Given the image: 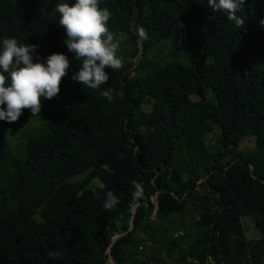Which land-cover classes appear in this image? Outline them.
Here are the masks:
<instances>
[{"label": "trees", "instance_id": "trees-1", "mask_svg": "<svg viewBox=\"0 0 264 264\" xmlns=\"http://www.w3.org/2000/svg\"><path fill=\"white\" fill-rule=\"evenodd\" d=\"M207 2L101 0L109 29L124 34V68L106 69L93 90L71 79L81 62L55 11L76 0H0V47L14 37L38 45L41 62L53 53L71 61L39 115L0 121V264H165L174 248L177 264H264V0H245L239 28ZM157 46L169 58H148ZM109 88L123 98L102 97ZM42 116L46 132L24 135V156L11 151L2 126ZM109 190L119 199L111 211ZM189 204L200 212L196 231L170 237L165 224L182 232ZM246 216L258 238L246 235Z\"/></svg>", "mask_w": 264, "mask_h": 264}, {"label": "clouds", "instance_id": "clouds-1", "mask_svg": "<svg viewBox=\"0 0 264 264\" xmlns=\"http://www.w3.org/2000/svg\"><path fill=\"white\" fill-rule=\"evenodd\" d=\"M244 3L245 0H208L207 6L214 12L225 13L227 19L239 28L245 24L244 19L237 15ZM100 4L101 0H76L71 6L58 3L55 9L59 13V25L67 34V49L81 62L71 79L93 90L108 82L109 72L106 69L119 71L124 68V61L118 55L124 34L109 29L112 13L106 7L101 8ZM138 33L140 38H148L142 27ZM37 50L38 45L20 44L14 37L3 39L0 47V121L17 122L26 109L31 111L32 116L39 115L43 101L60 93L62 82L69 75L70 58L64 53H53L46 58V62H41ZM100 95L111 102L117 97L123 98L124 93L109 88L101 91ZM120 158H124L123 154ZM102 167L115 175L110 165ZM132 186L135 190L131 195L134 200H139L143 196V186L136 180L132 181ZM89 187L92 188V185ZM98 187L104 189L105 185L100 183ZM105 196L103 207L111 211L119 204V199L110 190ZM61 255L56 250L49 252L52 259Z\"/></svg>", "mask_w": 264, "mask_h": 264}, {"label": "rangeland", "instance_id": "rangeland-1", "mask_svg": "<svg viewBox=\"0 0 264 264\" xmlns=\"http://www.w3.org/2000/svg\"><path fill=\"white\" fill-rule=\"evenodd\" d=\"M167 47L166 46H157L148 55V58H154V56H157L159 53L162 54L164 58H169L167 56L166 52ZM33 120H29V123H24L20 125H4L2 126V132L8 136L9 138V148L11 151L16 153L17 155L24 156L26 153L25 148V140L24 135H32V136H38L44 132H46L47 129V119L45 116H42L38 119L35 117L32 118ZM214 129H217L215 125H213ZM208 142L210 144V147L212 149H216L218 147V141H216V138L212 132H210L207 135ZM251 142L247 141L242 144V147L250 146ZM185 214L187 215V227L182 230V232H176L174 230V227H167V224H165L166 228V234L170 237H175L183 232H195L196 231V224L194 221L199 217L200 212L194 208L192 204L188 205V208L186 209ZM193 217V218H192ZM242 222L244 224L245 233L248 236L249 239H255L258 238L259 234L257 229L254 227L253 219L250 216H246L242 218ZM146 237V236H145ZM192 242L191 237H187L186 242L182 245L181 249H184L187 245H189ZM143 246L140 247V249H143L147 251L146 253H149L150 248L148 249L146 246L141 244ZM162 247L167 251L169 250V240H166L162 243ZM164 250V252H165ZM178 254L179 249L174 248L170 254V258L166 260L165 264H177L178 263Z\"/></svg>", "mask_w": 264, "mask_h": 264}, {"label": "water", "instance_id": "water-1", "mask_svg": "<svg viewBox=\"0 0 264 264\" xmlns=\"http://www.w3.org/2000/svg\"><path fill=\"white\" fill-rule=\"evenodd\" d=\"M137 207H138V204H137V206H135L134 212H136Z\"/></svg>", "mask_w": 264, "mask_h": 264}]
</instances>
